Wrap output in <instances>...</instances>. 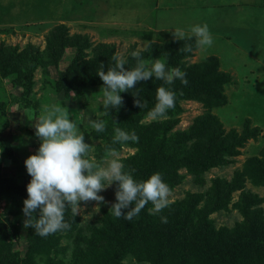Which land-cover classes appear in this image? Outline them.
Returning a JSON list of instances; mask_svg holds the SVG:
<instances>
[{
  "label": "trees",
  "instance_id": "trees-1",
  "mask_svg": "<svg viewBox=\"0 0 264 264\" xmlns=\"http://www.w3.org/2000/svg\"><path fill=\"white\" fill-rule=\"evenodd\" d=\"M45 42L44 50L35 54L28 52L32 46L18 50L17 46L0 42V132L9 123L7 114L13 103L21 97L28 100L26 95L32 92V74L38 64L43 69L48 63L57 64L65 50L75 48L73 59L51 83L54 91L102 87L103 81L97 74L101 64L105 71L115 64L112 44H93L85 34H70L65 23L53 25L45 35ZM186 46L191 51H185ZM197 48L192 35L152 41L142 53L143 62L150 66L153 58L161 57L167 67L184 70L188 84L174 80L168 85L154 76L139 81L135 88L120 93L122 103L114 111L123 115L122 120L113 118V123L105 124L108 132L100 139L106 149L117 150L123 145L135 149L123 164L137 180L159 172L171 189L183 180L185 174L181 170L184 169L195 182L203 183L208 169L234 163L246 141L257 137L258 128L249 119L243 122L241 131L226 130L219 117L211 112L214 106L226 103L224 88L231 76L219 69L215 56L189 63L187 58ZM133 49L126 56L125 67L129 69L137 62L130 55ZM89 53L92 57L85 59ZM8 85L22 87L20 96L8 94ZM161 85L176 93L175 105L165 116L144 122L142 118L149 115L156 103V88ZM138 98L141 107L135 102ZM187 99L202 102L205 111L187 128L175 129L178 113L183 110L180 101ZM116 128L135 132L138 140L113 143ZM0 148L3 155L14 159L10 139L0 137ZM16 163L20 176L0 173V204L4 212L23 216L26 230L23 238L19 237L20 220L2 219L0 212V264H35V256L45 258L48 264H56L52 252L59 249L65 255L70 250L68 264H122L126 256H133L137 264H264V198L245 187L246 181L264 186V147L258 155L248 157L230 178L215 177L204 191H187L182 199L171 202L159 213H153L149 202L132 221L114 217L110 206L103 210L100 224L90 225L87 230L81 226L79 216H73V206L68 205L64 218L71 227L46 237L37 235L28 225L35 217L26 218L22 211L30 175L17 158ZM230 207L238 210L241 221L230 227L216 226L210 214ZM33 216H38V212ZM161 216L167 217L166 223L161 222ZM19 238L21 245L24 242L23 248L14 250L12 242ZM61 238L67 244L61 245Z\"/></svg>",
  "mask_w": 264,
  "mask_h": 264
},
{
  "label": "rangeland",
  "instance_id": "rangeland-1",
  "mask_svg": "<svg viewBox=\"0 0 264 264\" xmlns=\"http://www.w3.org/2000/svg\"><path fill=\"white\" fill-rule=\"evenodd\" d=\"M217 1L222 5L217 4L216 0H0V28L4 29L0 32V42L17 46L18 50L32 46L27 50L32 54L42 52L48 31L55 24L65 23L70 34H85L93 44H112L116 57H126L133 47L135 50L148 49L152 41L178 38L174 36L177 31H183L185 36L190 35L193 25L206 23L213 36V44L203 50L198 47L187 60L189 63L201 62L208 56H215L219 69L229 72L231 76L224 88L226 103L214 106L211 112L219 117L226 130L233 128L241 131L243 122L249 119L251 125L258 128V133L256 138L246 141L234 163L208 169L203 183L195 182L191 174H186L182 169L185 176L171 188L169 196L170 201L174 202L182 199L187 191H204L215 177L230 178L248 157L258 155L264 147V0ZM236 4L237 11L232 7ZM74 52L75 48L69 47L57 64L48 63L45 69L38 64L32 74V92L26 95L28 100L21 97L20 101L13 103L7 114L9 123L0 132V137L11 140L14 159L3 155L0 148L2 175L20 176L16 158L25 167V158L38 148L40 141L35 135L34 126L48 105L67 108L70 118L78 124L85 142L89 144L87 156L90 159L105 164L112 158L100 139H104L107 128L103 132H96L90 121L103 120L109 124L114 122L113 118L115 121L122 120L123 115L115 113L114 108L105 111L100 107L101 86H84L78 90L70 88L67 91L52 89V81L67 67ZM91 57L89 53L85 59ZM156 58L163 60L161 57L153 59ZM21 88L8 85L6 91L19 97ZM22 103L27 105L22 106ZM180 105L183 110L178 113L179 122L175 129L187 128L197 115L205 111L202 102L193 99L180 101ZM151 120L149 115L142 118L144 122ZM114 152L115 157L124 162L135 153V149L123 145ZM245 187L264 198V186L246 181ZM116 190L117 182L114 181L99 193L104 197L103 201H78L79 211L76 215L80 218L81 226L88 230V226L100 224L103 210L114 203ZM262 207L264 215V201ZM0 212L2 219L20 220L18 236L23 238L25 218L4 212L1 204ZM210 217L216 226L229 227L242 219L233 207L214 212ZM19 241L20 238L12 242L13 249L23 248L24 242L21 241V245ZM65 243L66 239L61 238V245ZM53 252L56 264H68L69 249L66 255L62 249ZM33 260L35 264H48L45 258L35 256ZM122 264H137V261L133 256H126Z\"/></svg>",
  "mask_w": 264,
  "mask_h": 264
},
{
  "label": "clouds",
  "instance_id": "clouds-1",
  "mask_svg": "<svg viewBox=\"0 0 264 264\" xmlns=\"http://www.w3.org/2000/svg\"><path fill=\"white\" fill-rule=\"evenodd\" d=\"M190 32L202 50L214 42L206 23L193 25ZM174 36L184 39L185 33L177 31ZM147 50L143 47L130 53L137 61L130 69L125 67L128 61L124 56L114 57V66L106 71L101 64L97 74L103 86L98 103L103 110L117 109L122 103L121 92L133 89L139 81L152 79L153 76L168 85L174 80L188 84L187 73L179 67L169 68L165 61L158 58L153 59L150 66L146 65L141 57ZM184 50L191 51V47L186 46ZM175 96L176 93L170 88L163 85L157 87L156 103L149 116L152 119L165 116L167 110L174 107ZM135 102L141 107L140 98ZM90 124L96 132L105 130L103 120L90 121ZM34 127L40 143L36 151L24 160L30 180L26 185L27 196L23 200L22 211L26 218L35 217L34 222L28 225L37 235L46 237L70 228L71 225L64 218L66 207L73 206L74 216L79 211L78 201H103L104 197L99 193L114 181L117 182V190L111 210L116 218L132 221L149 202L153 205V213L161 212L171 203V189L161 173L154 172L144 180L135 179L131 171L125 170L122 160L115 157L111 147L108 153L112 158L105 164L87 158L89 144L85 142L78 124L70 118L66 107L45 106ZM136 140L138 136L135 132L115 129L113 143ZM34 212H38V216H33ZM160 219L163 223L167 222V217L161 216Z\"/></svg>",
  "mask_w": 264,
  "mask_h": 264
},
{
  "label": "crops",
  "instance_id": "crops-1",
  "mask_svg": "<svg viewBox=\"0 0 264 264\" xmlns=\"http://www.w3.org/2000/svg\"><path fill=\"white\" fill-rule=\"evenodd\" d=\"M237 3H239V1H236ZM213 3V2H212ZM211 3V4H212ZM216 3L217 4H219V5H222V3H220V2H218L217 0H216ZM4 4V3H3ZM230 5V4H229ZM5 6V5H4ZM233 7V9H235V11H237L238 10V7H237V4L236 5H234V6H232ZM11 9H12V7H11ZM186 35H188V34H186ZM190 35H192V34H190Z\"/></svg>",
  "mask_w": 264,
  "mask_h": 264
}]
</instances>
